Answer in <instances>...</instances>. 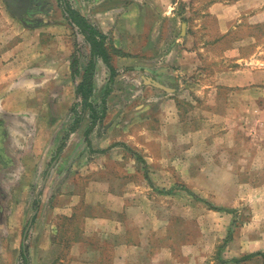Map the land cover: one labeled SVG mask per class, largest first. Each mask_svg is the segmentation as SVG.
<instances>
[{
  "label": "rangeland",
  "instance_id": "1",
  "mask_svg": "<svg viewBox=\"0 0 264 264\" xmlns=\"http://www.w3.org/2000/svg\"><path fill=\"white\" fill-rule=\"evenodd\" d=\"M65 1L70 4L68 0ZM206 2L178 0V16L185 19L184 22L191 29L200 18L197 33L207 34L210 31L217 34V22L209 19L205 12ZM0 3V9L20 16L11 11L8 0H0ZM170 27L169 24L168 34L172 31ZM33 31L34 38L37 32L35 28ZM74 34L73 78L78 82L81 67L86 61L90 66L92 61L89 59L90 41L77 26H74ZM31 36V31L27 29L22 39H31ZM43 42L49 49L63 46V41H55L48 36L43 38ZM142 51L150 52L146 49ZM43 56L41 53L40 58ZM142 63L137 59L131 64L123 62L114 73L105 69L106 72L99 74L95 73V64L92 88L86 103L79 91V84L76 89L75 83L71 88L62 87V83L47 87V82L39 78L32 88L33 93L28 90L27 94H19V90L16 92L12 87L7 90L5 85L0 87V96L3 99L8 96L0 103V145L6 139L8 146L0 147V264H50L48 259L52 254L59 256L51 264H83L79 259L72 261L71 245L75 238H81L80 230L87 226L85 214H107L100 203V192L93 195L94 202L85 199L74 217H54L53 222L58 228L56 236L61 240V246L53 249L51 256H47L42 248L44 234L49 236L46 231L50 223L48 218L52 215L49 205L57 193L73 189L84 191L91 186L89 180L105 176H109L111 186L121 192L128 188L131 179H141L138 184L142 192H137L140 199L135 201L132 208L148 212L152 232L146 234L149 237L145 251L136 252L138 263L147 259L148 262L144 264H264V261L253 260L257 255L264 257V251L231 258L226 247L231 241L233 245L241 236L256 199L255 194L247 192L246 185L241 184L240 180L264 178V152L251 147L262 132L256 125L258 121L254 118V105L239 104L237 101L220 103L218 99L227 95L226 89L197 88L195 83L208 80L207 71L186 73L179 96L150 89L141 78L143 71L139 66ZM64 92L67 93L66 100L58 102ZM69 94H72L71 104L67 103ZM104 95H110L111 101L103 100ZM249 95L252 94L248 92ZM158 96L176 98L173 101L159 100ZM215 97H218L217 100ZM231 97L238 99L235 93ZM242 107L247 108L245 114L248 113V118L242 117L241 120L239 112ZM222 109L229 112L228 118L214 115V112L219 113ZM3 111H14L20 115L36 114L33 121H28L29 125L25 124L29 135L16 119L6 120L11 113L5 114ZM66 111H72L73 115L92 113L93 125L100 126L104 133L108 132V125L118 119L115 130H121L124 135L119 142L111 140L106 147L114 142L125 144L129 157L123 160L106 155L105 158H98L100 154L96 150L101 146L97 145L95 136L91 140L92 146L79 147L85 128L65 151L57 154L50 145L53 139L50 135L60 125ZM67 122L75 124L72 118ZM84 122L88 127L89 119ZM161 123L164 127L160 131ZM195 130H199L200 134L192 136L191 132ZM161 132L164 133L162 140L159 138ZM6 133L8 136L5 138ZM128 135H134L133 140L141 145L146 142L148 147H133ZM16 141H23L25 147H14ZM212 142L216 147H210ZM143 149L147 150L143 152ZM102 159L107 165L106 170L92 168L95 164L101 166ZM56 162L61 164L51 175L50 194L45 196L42 182L49 166ZM142 166L146 167V171L140 170ZM66 176L77 183L76 188L72 184L63 186L61 179ZM97 187L93 189L97 190ZM44 197L47 200L43 202ZM134 210L131 209V212L134 213ZM40 216H44V223H37ZM36 224L37 231L33 230ZM25 247L28 263L22 255Z\"/></svg>",
  "mask_w": 264,
  "mask_h": 264
},
{
  "label": "crops",
  "instance_id": "2",
  "mask_svg": "<svg viewBox=\"0 0 264 264\" xmlns=\"http://www.w3.org/2000/svg\"><path fill=\"white\" fill-rule=\"evenodd\" d=\"M68 1L70 4L65 0H29L27 15L20 16L0 9V87L4 85L6 89L12 87L16 92L19 90V94L23 92L27 94L28 90H32L33 93L32 88L37 82L36 79L43 78L47 82L45 85L47 87L62 83V87L71 88L75 83L77 89V85H80L84 79L89 64L87 65L86 61L81 67L80 79L77 82V79L73 78L75 73L72 57L75 43L74 26L82 31L86 40L88 30H83L74 20L71 11H75L85 18L95 31L104 35L105 46L108 49L114 71L123 62L131 64L135 63L136 59L141 60L143 63L139 67L143 71L141 78L145 85L150 89L171 92L175 96L181 93L180 89L184 86L182 79L186 73L207 71L208 80L195 83L197 88L226 89L228 93L223 99H218L220 103L231 104L237 101L239 104L254 105V118L258 121L256 125L262 129V132L257 133L259 136L256 137L255 145L251 147L264 152V0H207L204 5L205 12L209 19H215L217 22V34H212L210 31L207 34L197 33L201 25L200 18L197 19L198 24L195 23L191 29L189 24L184 22L185 19L182 20L178 16V0ZM187 22L189 23L188 20ZM169 24L172 30L170 34H168ZM34 28L37 34L33 38ZM27 29L31 31L32 36L31 39L24 40L22 38ZM98 33L96 34L97 39L100 38ZM46 36L55 41H63V46L49 49L48 45L43 42ZM249 48L250 51H248ZM145 49L150 52L142 51ZM41 53L44 55L42 59L40 58ZM90 58L91 61H95V73L106 72L105 69L113 73L103 56L93 55L91 43ZM248 92L252 95L248 96ZM234 93L237 94L238 99H232L231 96ZM66 94L64 92L58 102L66 100ZM71 96L72 94L68 95V104L73 102V99H70ZM158 97L159 100L168 99L169 101L176 98ZM7 98L8 96L4 99L0 96V103ZM217 98L215 97V100ZM105 99L110 102V95H104L103 100ZM2 110L5 109L2 108ZM246 110V107L241 108L239 119L248 118L246 115L248 113L245 114ZM5 112L11 113L5 118L6 120L16 119L17 124L25 128L29 135L28 121H33L36 114L30 112L28 115H20L14 111H3ZM217 114L226 119L229 112L222 109L219 113L214 112V115ZM91 115L90 112L73 115L72 111H66L62 122L56 127L53 135H50L53 136L50 143L53 150L61 154L85 128L79 141V147L92 146L91 140L95 136L97 145L101 146L96 150L100 154L98 158H105L106 155L123 160L129 157L124 148L125 144L114 142L109 145L110 147H106L111 140L119 142L124 135L121 130H115L118 119L110 123L108 132L104 133V129L100 126L93 125ZM71 118L75 121L74 125L67 122V119ZM86 119H89L88 127L84 125ZM161 121L163 122V119ZM260 123L262 124L259 126ZM30 124L32 125L31 122ZM163 127L161 123L160 131ZM198 131H192V136L199 135L200 131ZM1 133L4 134L3 131ZM189 134L190 131L187 132V135ZM159 135L162 140L164 133L161 132ZM7 136L6 133L5 138ZM128 136L133 142V147L142 145L148 147L146 142L141 145L133 140L134 135ZM5 140L0 147H8ZM33 146L36 147L34 144ZM14 147L25 146L23 141H16ZM210 147H216V144L212 142ZM143 150L145 152L147 149ZM104 162L102 159L101 166L95 164L92 168L106 170L107 165ZM60 164L59 162L52 163L47 170L42 182V187L46 192L45 196L48 195L51 187V175L55 169L60 167ZM143 166L140 170L146 171V167ZM108 177L92 178L89 180L91 186L84 191L78 189L69 192L61 191L54 196L55 198L49 205L52 210V215L48 218L50 223L46 229L49 236L44 234L45 242L42 245L47 256H51V251L61 246V240L59 241L56 236L58 228L53 222L54 217H74L79 205L85 199L93 201V195L100 192V203L107 210V214H85L84 219H86L87 226L85 225L80 230L81 238H78L79 240L75 238L71 245V258H74L72 261L80 260L83 264H144L148 262L147 259H143L138 263L135 258L137 251H145L147 248L146 241L149 237L147 233L152 232L148 212L132 208L135 201L140 199L137 192L140 190L138 183L141 179L139 181L131 179L128 188L121 192L111 186L112 180ZM61 181L63 186L72 184L73 188H76L77 183L71 182L72 180L67 176ZM240 182L246 185L247 192L255 194L256 199L251 207V217L247 225L242 228L241 236L233 245L231 241L226 246L231 258L244 253L264 251V178H242ZM93 187H97V190ZM241 190L243 191L242 187ZM144 196L146 197L145 194ZM44 200H47L46 197L43 202ZM37 202H40L39 199ZM131 209H135L134 213ZM37 220H39L37 223L45 222L44 216H40ZM37 229L36 224L33 230L37 231ZM52 255L48 259L50 264L59 256V254ZM263 258L257 255L253 257V260L263 262Z\"/></svg>",
  "mask_w": 264,
  "mask_h": 264
},
{
  "label": "trees",
  "instance_id": "3",
  "mask_svg": "<svg viewBox=\"0 0 264 264\" xmlns=\"http://www.w3.org/2000/svg\"><path fill=\"white\" fill-rule=\"evenodd\" d=\"M72 16L74 20L81 26L83 30H88V39L92 45V53L93 55H101L103 58L106 60V62L110 65L111 69L113 70L114 73V67L111 63L110 55L108 54V49L105 46V40H104V35L101 33H98L95 31L91 25L88 24L85 18L81 17L79 13L75 11H71ZM99 34L100 38H96V34ZM117 52H120L119 50H115ZM94 66H95V61L93 60L87 69L83 81L79 85V91L82 93L83 98L85 99V103L87 102L86 100L88 99V96L91 92L92 88V76H93V71H94ZM23 258L26 261V263L29 262V256L28 253L26 252V247L23 250ZM237 261H240L241 259H236Z\"/></svg>",
  "mask_w": 264,
  "mask_h": 264
},
{
  "label": "flooded vegetation",
  "instance_id": "4",
  "mask_svg": "<svg viewBox=\"0 0 264 264\" xmlns=\"http://www.w3.org/2000/svg\"><path fill=\"white\" fill-rule=\"evenodd\" d=\"M9 1V6L11 8V11L23 15L25 13H28V5L27 1H23V3H20L18 0H8Z\"/></svg>",
  "mask_w": 264,
  "mask_h": 264
},
{
  "label": "water",
  "instance_id": "5",
  "mask_svg": "<svg viewBox=\"0 0 264 264\" xmlns=\"http://www.w3.org/2000/svg\"><path fill=\"white\" fill-rule=\"evenodd\" d=\"M27 1V3H29V0H26Z\"/></svg>",
  "mask_w": 264,
  "mask_h": 264
}]
</instances>
